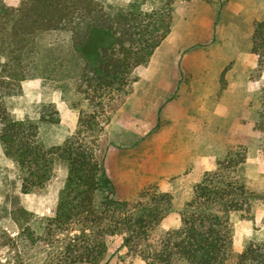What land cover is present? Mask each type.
<instances>
[{"label": "trees", "instance_id": "obj_1", "mask_svg": "<svg viewBox=\"0 0 264 264\" xmlns=\"http://www.w3.org/2000/svg\"><path fill=\"white\" fill-rule=\"evenodd\" d=\"M184 1L191 0H132L126 7L97 0H23L9 7L0 0L2 153L14 163L24 195L43 189L56 163L67 167L52 217L37 224L39 218L24 208L11 213L18 232L7 246L15 252L17 264H110L107 239L111 236H121V247L145 264L175 260L226 264L230 259L231 215L253 220L258 202L264 200L245 185V145L231 146L215 168L203 174L180 212V225L167 230L158 243L151 236L171 212L172 195L150 187L133 202L112 198L113 183L97 157L100 138L111 120L108 102L128 95L137 81L136 71L148 66L170 34L175 6ZM147 3L150 10L144 8ZM56 33L69 35L81 62L72 79L71 106L78 111V120L76 131L60 145L46 147L42 126L60 122L55 105H42L36 120L20 121L10 112L7 99L22 94L24 60L34 38ZM251 53L264 63V21L254 23ZM257 114L256 130L264 138V90ZM99 195L103 198L97 202ZM237 264H264V241H250Z\"/></svg>", "mask_w": 264, "mask_h": 264}, {"label": "rangeland", "instance_id": "obj_2", "mask_svg": "<svg viewBox=\"0 0 264 264\" xmlns=\"http://www.w3.org/2000/svg\"><path fill=\"white\" fill-rule=\"evenodd\" d=\"M4 1L9 7H16L23 0ZM97 1L105 5L126 7L132 0ZM218 2L222 4L220 17L222 29L229 24L241 25V22L245 27L253 25L252 16H247L242 20L232 12L236 7L244 6L248 13L252 5L256 8V3L253 0H218ZM151 7V3L144 6L146 10H150ZM258 14H261V17L264 15L263 4L260 6ZM215 18L216 12L213 15V20ZM172 21L173 15L171 25ZM244 38L248 39L247 31ZM217 42L203 50L198 49V46L189 50L192 51V55H196V53L200 55L204 52L207 58V63L202 65L196 57L197 55L193 57L194 61L189 67L195 69L194 72L202 69L207 71L215 69L214 59H216L218 50L224 55L232 51H240L245 47V44H234V39L226 35H222ZM162 54H155L148 66L136 71L137 81L130 88L128 95L131 93L138 95L141 94L139 91L143 92L144 90L156 91V74L166 68L161 58ZM175 56L179 63L184 54L177 53ZM24 67L26 80L22 83V94L7 99L9 109L23 107L27 118L36 120L39 118L43 105L37 102L40 93L60 91L66 104L71 106L75 102L72 79L79 74L81 62L73 52L69 35L56 33L36 36L27 51ZM235 69L236 73H233V76L230 75L232 77L225 81L224 77L234 72ZM168 71L171 72L170 68ZM175 72L181 77L187 78V73L181 69V66L175 68ZM241 76L243 77L241 78ZM189 80L183 81L187 87H189ZM221 87L222 90H229V93L231 91V94L235 93L230 100L231 102L235 100L236 104L227 102L226 96L220 97L231 110L227 114L228 119L225 120L226 114L224 113L203 111L200 103L201 98L198 97L196 155L198 159L207 158L210 162L215 163L223 157L221 154H225L231 146L245 145L248 152L247 163L243 170L245 185L248 190L264 198V174H262V170H264V138L255 127L258 119L256 112L259 99L264 90V63H260L257 57L248 53L237 55L222 73ZM128 95L115 96L108 102L107 111L111 117L119 110ZM240 101H244V107L239 105ZM142 106L136 105L133 111L137 118L133 119L131 123L129 122L127 128L117 131L118 138L129 136V139L125 140L126 142H123L124 138H121L118 140V144L114 145L108 135V127L106 128L100 138L97 157L108 168L114 186V194L111 197L114 199L133 202L144 189L150 187L170 192L173 198L171 212L161 221L151 236L158 243L168 230V226L180 220V212L190 200L192 190H189L186 176L176 175L179 163L174 162L171 158L177 146L165 143L166 133L173 131V122L171 120L160 122L158 119L160 110L156 104ZM142 110L147 111L148 123L140 120V116L144 117V114L141 113ZM218 118H222V121ZM219 124L222 127H216ZM55 127L63 129L60 123L53 126H42V138ZM62 133H64L63 140L69 136L66 134V130ZM110 149L113 154L112 159L108 157ZM66 175V165L58 162L55 164L53 176L46 186L24 196L20 193V181L16 168L0 165V264H17L15 252L9 250L7 246L9 238H14L18 232V225L11 213L19 208H25L39 218L36 219L37 224L44 223L46 218L54 214L58 195L63 188ZM177 188L179 190L175 191ZM102 198L103 195H99L97 202H100ZM231 222L233 225L232 255L226 264H237L238 255L252 241V238H264V200L258 202L253 220L242 219L239 214H233ZM107 244V257L110 258V264H145L140 257L121 247V236L109 237ZM172 264L186 263L175 260Z\"/></svg>", "mask_w": 264, "mask_h": 264}, {"label": "crops", "instance_id": "obj_3", "mask_svg": "<svg viewBox=\"0 0 264 264\" xmlns=\"http://www.w3.org/2000/svg\"><path fill=\"white\" fill-rule=\"evenodd\" d=\"M253 1L256 3V8L252 5V8H249V12L246 13L244 6H241L240 8L236 7L232 10L234 13L233 15L240 17L242 20H244L247 16H252L254 23L257 21H264V15L261 17V14H258L260 6L261 4L264 6V2L262 0ZM216 2H218V0H191L178 2L176 4L170 34L154 53V55L157 53H163L161 58L163 60V65L166 67L162 70V72L159 71L156 74V91L153 92L152 90H144L141 92L138 90L141 94L137 95L135 93H131L128 95L119 110L113 115V117H111L110 123L106 126V128L108 127V135L110 139H112L114 145L118 144V140L121 138H124L123 142H126L125 140L129 139V136L125 135L124 137L118 138L117 131L122 128H127V124L137 118L133 108L139 104L141 107H143L142 105L149 106L151 104H156L159 107L158 110H160L158 113V119L160 122H168L170 120L173 122V131L166 133L165 143L177 146L171 160L179 163L178 173L176 175L186 176V183H188L189 190L192 191L193 186L200 181L203 174L207 171L213 170L216 163L210 162L207 158L198 159L196 155L198 97L201 98L200 103L203 111H214L218 114L224 113L226 114L224 119L227 120V114L230 113L231 110L230 107H228V104L221 100L220 97L226 96L225 100H227V102H231L230 98L233 97L235 93L231 94V91L229 93V90H222V73L225 68L234 61V58L237 55H244L245 53L253 55L251 53V48L254 23L253 25H248V27H245L243 22H241V25L234 23L229 24L227 27L222 29L220 21V17L222 15V4L220 2ZM215 12L216 18L213 20ZM246 31L248 33V41L244 38ZM222 35H226L227 37L234 39V44H245L244 49L240 50L242 52L232 51L229 54L222 55V53L218 50L216 52V59H214V64L216 66L215 69L213 68L212 71L202 69L201 71L197 70L194 72L195 69L189 66L193 63V57H195L197 53L196 55H192V51L189 50H192L195 46H198V49L200 48L202 50L208 48L212 44H215V42L219 41ZM217 38L218 40H216ZM217 44H219V42H217ZM161 50H163V52H161ZM177 53L184 54L179 63L176 61L175 55ZM154 55L151 59H153ZM196 57L198 58L200 64L205 65L207 63V58L204 52ZM178 66H181V69L186 71L187 78L183 76L181 77V75H178L175 72V68ZM169 68L171 72L168 71ZM236 71L237 70L235 69L234 72L226 75L224 80L226 81L229 77L231 78ZM242 77L243 76H241V78ZM186 79H190L189 87L183 84V81ZM234 101L235 100H233V102ZM37 102L43 105H55L59 112V123L62 125V128L66 130V134L71 135L76 131L78 111L64 102L62 92L53 91L40 93ZM233 102L231 103L233 104ZM240 103L241 104L239 105L244 107V101H240ZM9 110L16 120L21 121L27 118L23 107H17L13 110ZM141 113L144 114V117L140 116V120L148 123L149 118L147 116V111L142 110ZM218 119L222 121V118ZM258 120L259 116L257 122ZM216 127H222V125L219 124ZM55 128L49 130L42 138L46 147L57 146L63 142L64 133H62V131L64 130ZM225 154L222 153L221 155L224 156ZM108 157L111 159L113 157L111 149L108 152ZM0 165H7L13 168L15 167L14 163L3 155L1 147ZM105 169L107 175L111 179L106 166ZM262 174H264V170H262ZM176 190L179 189L177 188L175 191ZM162 192L170 193L169 191ZM28 195L30 194L24 196ZM179 225L180 220L169 225L168 230L173 227H178ZM251 240L254 242H260L264 241V238L261 239L254 237Z\"/></svg>", "mask_w": 264, "mask_h": 264}]
</instances>
